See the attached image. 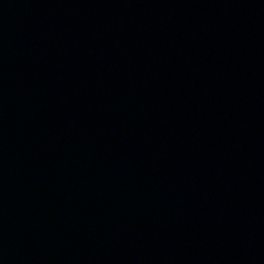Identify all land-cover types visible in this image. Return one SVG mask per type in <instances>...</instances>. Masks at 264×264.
Segmentation results:
<instances>
[{
  "label": "water",
  "instance_id": "95a60500",
  "mask_svg": "<svg viewBox=\"0 0 264 264\" xmlns=\"http://www.w3.org/2000/svg\"><path fill=\"white\" fill-rule=\"evenodd\" d=\"M0 264H264V0H0Z\"/></svg>",
  "mask_w": 264,
  "mask_h": 264
}]
</instances>
